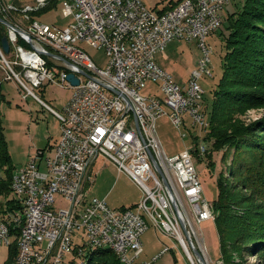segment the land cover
<instances>
[{"label":"built area","instance_id":"obj_1","mask_svg":"<svg viewBox=\"0 0 264 264\" xmlns=\"http://www.w3.org/2000/svg\"><path fill=\"white\" fill-rule=\"evenodd\" d=\"M229 1L178 0L159 12L142 0H0V24L8 40L6 52L0 44L1 81L13 79L25 91L22 97L38 100L32 89L49 82L72 90L61 112L51 108L60 122L53 154L42 157L39 149L12 171L10 198L19 209L0 216V243L9 247L16 241L12 264H62L70 254L69 264H86L96 248L112 249L119 264H151L171 247L163 244L149 261L140 260L146 219L177 240L189 264H204L206 248L194 242L188 213L198 224L213 219L192 156L205 153V146L200 140L193 150L167 155L155 124L166 116L178 129L207 130L199 78L211 75L212 46L206 38L218 31L221 9ZM46 6H59L67 24L37 22L35 11ZM170 40L195 41L200 50L183 85L154 59ZM81 42L104 48L107 64L97 67L78 47ZM68 73L78 77L76 85L67 80ZM147 82L158 91L141 94ZM97 157L110 160L137 184L139 202L115 210L104 198L84 196ZM56 196L68 206L57 208ZM76 257L80 261L73 263Z\"/></svg>","mask_w":264,"mask_h":264},{"label":"rangeland","instance_id":"obj_2","mask_svg":"<svg viewBox=\"0 0 264 264\" xmlns=\"http://www.w3.org/2000/svg\"><path fill=\"white\" fill-rule=\"evenodd\" d=\"M142 1L147 8L154 7L153 4L155 2H157L156 5H158V8L167 3V0ZM243 1L244 0H230V3L224 5L221 9L219 16L224 21V15L240 8ZM34 15L37 22L51 23L59 26L66 25L68 20L62 14L59 6L53 8L49 7L46 11L36 12ZM223 21L221 23V30H223V33L220 34V31L210 33L206 38V43H210L212 46V52L209 54V70H211V75L210 77L202 76L199 78V84H201L203 90L204 111L207 117L210 112L209 109H211L213 88L222 75L221 68H223V55L225 54L224 41L225 34H227ZM78 47L90 56L92 62H94L97 67L102 68L107 64L106 60L108 57L104 48H93L90 44L84 42L79 43ZM198 55H200V50L197 44H195V41L186 42V40H171L166 43V47L162 53H156L154 59L166 69V72L172 74L174 80L178 82V84L183 85L189 78L192 72L191 70L196 67ZM157 89L158 86L156 87L153 83L147 82L141 90V94L151 95L158 91ZM32 91L40 100L34 98L30 94L26 97H22L25 91L21 90L13 79H9L8 81H1L0 79V93H3V99L0 100V119L7 141L6 146H8L11 163L13 164L12 171L21 168L39 149L48 147V149L44 150V155H42V157H48L53 154L54 141H57L60 135V122L54 117V112L51 108L61 112L65 101L69 99L72 93L71 89H67L66 87L61 88L52 82L43 84L42 86H36ZM263 116L264 105L246 108V110L239 115L242 123L246 125L252 123L253 120H259ZM156 126L165 153L171 155L174 151L179 152L186 147H188L189 150L195 148L191 142L193 132L189 131L188 127L183 126L178 129L173 126L166 116L159 117ZM194 132L199 133L200 130L194 129ZM205 153H193L192 156L193 165L198 175L197 178H199L202 185L201 192L208 202L211 203L217 195V176L220 174H223L225 178L227 188L225 191H227V193L236 192L240 194L245 193L248 196L250 195V191L244 189V184L240 186L236 182V178L230 176L228 169L231 161V150H226L224 153L225 158L222 159L223 152L213 149L211 153L212 163L210 164H206L207 160L204 155ZM90 169L93 179L90 184H88V188L86 187L84 193V196L87 198L94 196L104 198L107 206L115 210H118L121 206L130 208L141 199L142 190L135 182L131 181L124 172L118 174L117 168H115V165L111 163L110 160L98 158L93 162ZM147 183L149 184L150 181H147ZM103 191L104 193L98 196V193ZM60 200L61 199L57 197V208H66L68 206L67 202ZM213 219L203 220V222L199 223L198 228H194L197 236H194L193 239L194 242L197 240L203 250L205 246L207 264H225L223 259L217 258L220 249ZM145 221L147 222L148 228L141 236L143 253L140 256V260L145 257V260L149 261L152 255L154 256L161 250L163 244H166V246L171 247V250L164 252L163 255L154 261L152 260L151 264H189V262L184 259L183 251L181 247L177 245V240L166 237V235L160 233L159 229L153 225L152 220L146 219ZM173 244H176L175 248H172ZM7 250L8 246L0 243V264H3L7 259ZM227 255L230 258L232 257L231 264H264V262L254 254L247 255L245 252L242 253L236 249H231V251L227 252ZM70 257L71 254L66 255L62 264H69L68 259H70ZM78 261H80V259L76 257L73 263H77Z\"/></svg>","mask_w":264,"mask_h":264},{"label":"trees","instance_id":"obj_3","mask_svg":"<svg viewBox=\"0 0 264 264\" xmlns=\"http://www.w3.org/2000/svg\"><path fill=\"white\" fill-rule=\"evenodd\" d=\"M174 3L169 1L159 12ZM224 16L225 54L222 75L213 88L209 125L204 133L191 134V142L195 145L200 140L203 142L206 164L212 163L213 149L223 152L222 159L225 151L231 150L230 176L250 191L249 196L227 193L223 174L217 176V195L210 203L219 241L217 258L231 264L232 257L227 252L236 249L254 254L264 262V116L247 125L239 117L246 108L264 105V0H244L240 8ZM217 30L223 33L221 25ZM5 35L0 24V44ZM3 129L0 119V216L5 211L19 209L10 198L13 164ZM15 242L8 247L3 264H12L17 249ZM85 263L119 264L112 249L99 248L88 253Z\"/></svg>","mask_w":264,"mask_h":264},{"label":"water","instance_id":"obj_4","mask_svg":"<svg viewBox=\"0 0 264 264\" xmlns=\"http://www.w3.org/2000/svg\"><path fill=\"white\" fill-rule=\"evenodd\" d=\"M4 21L0 18V23H3ZM2 40H1V46H2V50L4 51V52H6L7 51V49H8V40H7V38H5V36H3L2 38H1ZM82 72V71H81ZM66 76V78H67V80H69L70 81V83L72 84V85H76L78 82H79V79H78V77H75L72 73H68L67 75H65ZM150 158H151V160L153 161V167L155 168V170L159 173V175L161 174V176H163V174H162V172H161V169L159 168V166H157L156 164V162H155V160H154V158H153V156L150 154ZM162 180H164L163 179V177H162ZM164 184L167 186V182H166V180H164ZM175 208H176V206H174ZM181 226H182V229H183V232H185L184 230H185V228H184V226H183V224L181 223ZM193 252H194V254L195 255H197L199 258L201 257L200 256V253L198 252V250L197 249H193Z\"/></svg>","mask_w":264,"mask_h":264},{"label":"crops","instance_id":"obj_5","mask_svg":"<svg viewBox=\"0 0 264 264\" xmlns=\"http://www.w3.org/2000/svg\"><path fill=\"white\" fill-rule=\"evenodd\" d=\"M169 1H171L172 3L173 2H177L178 0H167V3L169 2ZM156 3L157 2H155L153 5H154V7H152V9H156V10H161V9H163L164 7H166L167 6V3H165V4H163V6L162 7H160V8H158V5H156ZM171 41V40H170ZM169 42V41H168ZM156 60V59H155ZM157 61V60H156ZM160 64V63H159ZM161 66V65H160ZM162 68H164L163 66H161ZM165 69V68H164ZM166 70V69H165ZM157 92V91H156ZM155 92V93H156ZM186 120H188V117L186 116ZM158 120V119H157ZM169 120V119H168ZM170 121V120H169ZM156 124H157V121H156ZM156 124H155V129H156V133H157V139L160 141V144H161V147H162V149H163V152L165 153V149L163 148V145H162V142H161V139H159V134H158V132H157V126H156ZM193 134H197V133H193ZM45 149H48V147L47 148H45ZM45 149H42V150H45ZM181 151V150H180ZM174 153H178V152H175L174 151ZM165 154H167V153H165ZM167 155H169V154H167ZM171 155H173V153L171 154ZM98 158H103V157H97V158H95V160H97ZM105 159V158H104ZM95 160L93 161V162H95ZM106 160V159H105ZM119 174V173H118ZM87 188H88V186H87ZM104 193V191L103 192H101V193H98V196H101L102 194ZM119 209H120V207H119ZM143 253V252H142ZM140 258V257H139ZM146 258L145 257H143L141 260H145Z\"/></svg>","mask_w":264,"mask_h":264},{"label":"bare ground","instance_id":"obj_6","mask_svg":"<svg viewBox=\"0 0 264 264\" xmlns=\"http://www.w3.org/2000/svg\"><path fill=\"white\" fill-rule=\"evenodd\" d=\"M209 123V122H208ZM191 218V214H189L188 213V219H190ZM192 219V218H191ZM190 219V222H191V225H192V229L190 230V232L192 233V235L193 236H197L196 234H195V230H194V228L195 227H197L198 228V223H195L194 221H193V219L191 220ZM14 233V232H13ZM193 236H192V238H193ZM196 238V237H195ZM16 243V242H15ZM198 245H199V247L201 248V250H203L202 249V247H201V245L198 243ZM201 259V258H200ZM205 259H207V258H205ZM202 261H203V259H201ZM87 263V262H86ZM204 264H207V260L206 261H204Z\"/></svg>","mask_w":264,"mask_h":264}]
</instances>
